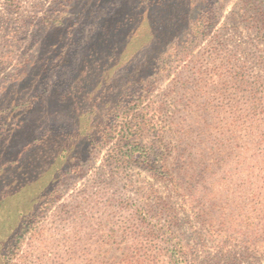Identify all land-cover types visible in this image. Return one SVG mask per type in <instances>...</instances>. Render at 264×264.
Returning a JSON list of instances; mask_svg holds the SVG:
<instances>
[{
    "label": "rangeland",
    "instance_id": "rangeland-1",
    "mask_svg": "<svg viewBox=\"0 0 264 264\" xmlns=\"http://www.w3.org/2000/svg\"><path fill=\"white\" fill-rule=\"evenodd\" d=\"M167 1L0 0V196L8 194L9 211L0 214L8 225L0 264H121L140 208L152 217L158 205L172 207L183 230L205 232L204 212L199 217L188 206L189 192L203 186L190 177L192 167L198 159L217 175L230 170L213 167L215 149L206 155L202 146L186 143L185 127L197 119L203 97L224 110L237 104V116L229 118L236 130L220 122L205 133L239 157L233 169L250 181L252 193H264L258 158L264 130L255 151H247L253 142L241 120L250 111L247 96H232L231 89L222 96L215 88L238 63L259 75L255 61L264 45L253 43L246 27H264V0H211L210 30L168 61L167 40L176 35L167 32ZM143 12L153 27L146 34ZM123 26L131 31L128 45ZM158 57L166 62L154 71ZM190 73L202 82L182 91L179 80ZM135 81L155 130L130 141L151 161L153 153L162 154L169 180L151 174L142 160L124 162L119 128L104 137L114 121L111 109Z\"/></svg>",
    "mask_w": 264,
    "mask_h": 264
},
{
    "label": "trees",
    "instance_id": "trees-1",
    "mask_svg": "<svg viewBox=\"0 0 264 264\" xmlns=\"http://www.w3.org/2000/svg\"><path fill=\"white\" fill-rule=\"evenodd\" d=\"M88 1L94 2V0ZM210 1H167V32H173L176 35L174 39L167 40V61L176 55L178 50L186 49L192 44L191 42L204 37L210 30L212 26L209 25L211 8L208 4ZM61 6L63 8V5ZM130 17L131 15H129ZM142 18L146 34L149 32L148 29L151 31L153 29L145 23H151V15L143 12ZM130 20L128 19L129 22ZM49 21H51L50 17L46 19L47 23ZM246 28L254 41L253 43L264 45V27L248 25ZM122 29L123 38L127 39V43L130 38V28L123 26ZM217 42L219 41L217 40ZM113 46L114 44L111 45V54H113ZM256 58L255 64L260 70H258V76H250L246 64L238 63L235 65V70L229 72L227 78L220 80L215 87L218 94L222 96L227 93L228 89H231L229 93L231 92L232 96H236L237 93L247 96L246 102L250 111L241 119L244 120L243 124L247 128L249 136H253V142L247 151H255L254 141L260 137L264 130V54L260 53ZM110 61L111 58L107 57V62ZM165 62L162 57H158L151 67L157 71ZM141 76L140 71L138 81ZM138 81H135V86L132 89H125L120 101L117 102L115 108L111 109L114 121L104 137L117 132L116 129L119 128L118 134L121 137L119 147L121 151H125L124 162L142 160L143 163L150 166L151 174L167 177L169 180L171 173L162 166V154L153 153V161H151L145 148L140 146L134 148L130 141L135 135L155 130L154 119L150 116V107H144V96L141 89H137ZM179 82L181 90L184 91L197 82L201 83L202 80L200 81L196 74L190 73ZM223 107L224 105L203 97L196 107L197 119L190 120L188 126L185 127L188 146L200 145L203 147L201 151H206V155L207 151L215 149L214 157L209 159V161H213V167L226 164L230 170L217 175L216 172L210 171L212 167L198 165V159L195 160L196 166L192 167L193 171H191L190 177L194 178V183L199 185L203 183V186L189 192L191 202H188V206L201 212L199 217L204 212L207 218L204 220L207 223L206 231L189 229L187 232L183 230L180 217L169 205H167V209L158 205L159 209L152 217L144 208H140L141 212L136 220V233L132 247L122 259L121 264H264L260 259L262 255L264 256V193H252L250 181L241 179L239 171L233 169V163L240 160L239 157L234 156L233 151H227L223 142L212 138L211 133H205L207 129L214 128L220 122L229 124L230 116L233 118L237 116V104L231 106V111L228 108L224 110ZM91 113L92 110L88 112V115L91 116ZM116 123L117 126H115ZM168 124L169 127L172 126V123H167V126ZM214 141L217 142V146H214ZM88 143L90 145L91 141L88 140ZM260 151L262 150L260 149ZM258 158L259 164L264 165V151ZM185 172L184 170L183 173ZM38 176L37 173L36 178ZM31 190L34 191L35 188ZM7 195L5 193L0 196V214L4 211V213L9 212L6 207ZM161 215H164L163 219H161ZM15 216H19L18 212H15ZM215 221L218 222L217 228L211 225V222ZM6 223L5 219L4 221L0 220V243L5 242V232L8 230ZM17 238L16 234L12 241L16 242ZM211 239L213 244L211 248L214 249L210 251L207 244ZM228 243L232 247L228 246ZM249 250L252 253L248 254ZM202 254H204L203 257Z\"/></svg>",
    "mask_w": 264,
    "mask_h": 264
}]
</instances>
